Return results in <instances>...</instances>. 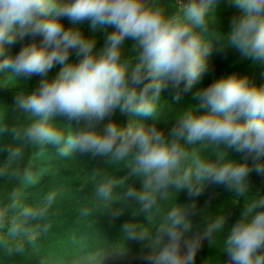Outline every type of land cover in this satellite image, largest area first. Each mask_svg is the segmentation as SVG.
<instances>
[{
  "label": "clouds",
  "instance_id": "1",
  "mask_svg": "<svg viewBox=\"0 0 264 264\" xmlns=\"http://www.w3.org/2000/svg\"><path fill=\"white\" fill-rule=\"evenodd\" d=\"M215 3L180 0L170 13L158 0H0V54L5 45L32 38L14 57L0 60V70L40 77L30 93H16L13 102L31 118L23 138L54 145L62 157L87 154L130 161L127 168L140 185H128L124 199L144 210L157 204V196L165 198L169 189H187L190 196H198L208 182L243 193L250 188L252 171L264 174V87L247 76L225 74L198 93L205 110L183 111L167 135L145 122L153 118L163 89L176 90L179 99L205 70L212 45L201 33ZM231 3L239 13L230 22L226 48L238 50L243 59L264 63V0ZM85 24L92 29L111 28L104 32L99 48L96 37H85ZM37 37L42 41L38 43ZM129 41L136 53L133 63L122 59ZM57 64L58 73L49 76ZM117 109L141 118L140 122L134 125L130 119L121 126L109 121L99 128ZM58 118L75 124V130L57 127ZM199 143L215 145L222 152L215 160L192 154L185 166L190 155L187 146ZM227 148L245 155L231 159ZM115 185L98 184L96 195L111 200ZM51 200L48 196L49 204ZM19 211L27 225L47 231L42 223L46 207L22 206ZM225 225L226 220L216 217L202 234L186 236L193 228L189 208L177 203L164 217L145 259L149 264H194L201 240L213 241ZM165 236L167 243H162ZM7 237L0 246L10 255L22 252L23 246L10 247L9 240L32 243L31 232L12 224ZM132 238L145 237L134 229ZM223 253L228 256L224 264H264V196L244 206L225 235Z\"/></svg>",
  "mask_w": 264,
  "mask_h": 264
},
{
  "label": "trees",
  "instance_id": "2",
  "mask_svg": "<svg viewBox=\"0 0 264 264\" xmlns=\"http://www.w3.org/2000/svg\"><path fill=\"white\" fill-rule=\"evenodd\" d=\"M158 2L170 13L175 12L180 4V0ZM238 13L239 10L231 0H216L209 10L206 30L201 33L202 39L212 45L211 53L205 58V70L189 91L181 93L179 99H175L176 90L163 89L153 118H145L146 123L160 127L167 135L183 111L205 110L201 107L198 93L225 74L247 76L258 86L264 87V63L243 59L241 53L234 48L228 49L230 54L222 52L221 48L229 46L226 33L230 29L232 18ZM94 30L85 24L83 33L85 37H96L99 41L105 30L111 31V28L103 30L98 27L95 33ZM36 40L39 43L42 37H37ZM31 42V37L18 40L13 44L14 47L10 45L8 50L0 54V60L16 55L9 48L20 50L23 45ZM125 47L122 59L133 63L135 49L131 47L130 41L125 43ZM221 58L226 61L224 66L215 63ZM60 67L61 65H55L49 76L54 77ZM39 79L35 75H17L11 69L0 70V95L28 94ZM7 112L6 109H0V129H8L7 133L0 131V228L7 231L12 224L36 236L30 244L25 239L9 240L10 247L23 246V251L16 254L10 255L0 246V264H149L145 256L154 243L153 237L167 212L176 207L177 203L189 208L193 228L186 236L202 234L216 217L226 220L225 228L214 234L213 241L210 238L201 240L194 260V264H224L228 260L227 254L223 253V242L228 229L240 218L245 205L264 196V174L252 171L248 176L250 188L243 193L232 191L226 185L208 182L201 188L198 196H190L187 189L181 192L169 189L165 198L157 196V204L150 210H144L141 205L124 199L128 185H140L138 177L130 175V169L127 168L130 161L116 162L102 157L93 158L87 154L53 156L54 152H59L57 147L31 143L23 138L22 133L27 126L11 132L14 129H10L7 124ZM110 115V118L113 116L111 121L121 126H127L130 119L135 125L141 119L132 118L131 114L121 113L119 109ZM61 120L68 124V128L75 130V124ZM108 122L104 119L99 128L102 129ZM187 151L190 155L185 166L190 165L192 154L201 160H215L222 148L199 143L187 146ZM226 151L231 159L240 160L245 155L232 148H227ZM10 152L16 155H10ZM45 154H51L52 157L48 158L49 155L46 157ZM77 157L84 165L76 171L35 175L42 167H63ZM40 165L44 166L38 167ZM107 182L116 184L111 200L99 198L95 191L98 184ZM48 196L52 197L50 204L47 202ZM22 206L46 207L47 214L42 223L47 224V231L41 232L34 224L27 225L19 211ZM134 229L138 235L145 237L142 241L132 238ZM162 243H167L166 236Z\"/></svg>",
  "mask_w": 264,
  "mask_h": 264
},
{
  "label": "rangeland",
  "instance_id": "3",
  "mask_svg": "<svg viewBox=\"0 0 264 264\" xmlns=\"http://www.w3.org/2000/svg\"><path fill=\"white\" fill-rule=\"evenodd\" d=\"M64 24H65V26H69V21L67 19H65ZM103 30H104V28H103ZM95 32H97L96 29L94 30V33ZM102 43H103V38H102V40L98 41L97 48H99L100 44H102ZM7 47H9V45H5L3 51L8 50ZM13 47H14V45H13ZM226 47H228V46L226 45V46H224V48H221L222 52L223 53L226 52L227 54H230L228 51L229 48H226ZM125 48H127V47H124L123 51L125 50ZM9 49L12 53L17 54L19 52V50L17 48H14V49L9 48ZM123 51H122V53H123ZM215 63H217V65H219V66H224L226 64V61H224V59L221 58V59H218ZM14 100H15V96H6V95L1 96L0 95V109H6L8 111L7 113L9 114V116L7 118V120H8L7 124L10 125L9 126L10 129H14V130H11V132L15 131V129H17L19 127H26L31 123L30 116L28 114H25V113L19 111L16 108V106L13 104ZM110 116L111 115L105 117V119L107 121H111L113 119V116H112V118H110ZM67 125H68L67 123L63 122L60 118H58L57 125H56L57 127L61 128L65 132H67V131L71 130L70 128L67 127ZM53 147H56V146L53 145ZM58 154H59V152H54L53 156L58 155ZM41 155H43V154H41ZM45 155H46V157L49 155L48 158L52 157L51 154H48V155L45 154ZM79 159L80 158L77 157L75 160H73L72 162H70L69 164H67L63 167H60V166L59 167L58 166L42 167L44 165H40L38 167H42V168L35 175L41 176V175H48V174L51 175V174H56V173L64 174L65 171H76V170L82 168L84 165L83 162H81ZM0 160H2L1 156H0ZM35 236L36 235H32V238ZM0 238H2V239L8 238L7 237V231L3 230V227L0 228Z\"/></svg>",
  "mask_w": 264,
  "mask_h": 264
}]
</instances>
